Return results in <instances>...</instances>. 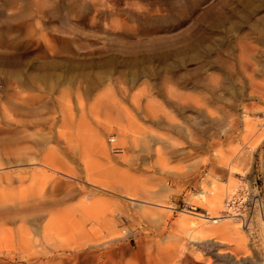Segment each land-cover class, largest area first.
Returning <instances> with one entry per match:
<instances>
[{
    "label": "rangeland",
    "instance_id": "374dc122",
    "mask_svg": "<svg viewBox=\"0 0 264 264\" xmlns=\"http://www.w3.org/2000/svg\"><path fill=\"white\" fill-rule=\"evenodd\" d=\"M0 264H264V0H0Z\"/></svg>",
    "mask_w": 264,
    "mask_h": 264
},
{
    "label": "bare ground",
    "instance_id": "6f19581e",
    "mask_svg": "<svg viewBox=\"0 0 264 264\" xmlns=\"http://www.w3.org/2000/svg\"><path fill=\"white\" fill-rule=\"evenodd\" d=\"M193 216L198 218L199 220L203 219V221H205V223H211V224H219L220 223L215 228L214 227L213 228L205 227L206 224H201L202 228L200 229L199 234H201L204 237H211L212 236L215 238H220L221 236L227 234L231 230V228H230L231 224L229 223V221L232 219L231 216H225V217L223 216V217H216V218H204V217L198 216V215H193ZM214 220H216V221H214ZM187 227L189 228V231H191L192 233L193 232L195 233V229L198 230L197 229L198 227L196 228V226L192 223H190V225L188 224Z\"/></svg>",
    "mask_w": 264,
    "mask_h": 264
}]
</instances>
